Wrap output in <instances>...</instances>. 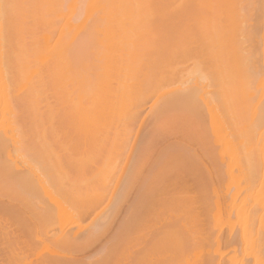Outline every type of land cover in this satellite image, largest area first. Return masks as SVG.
Returning <instances> with one entry per match:
<instances>
[{"label": "bare ground", "instance_id": "bare-ground-1", "mask_svg": "<svg viewBox=\"0 0 264 264\" xmlns=\"http://www.w3.org/2000/svg\"><path fill=\"white\" fill-rule=\"evenodd\" d=\"M0 264H264V0H0Z\"/></svg>", "mask_w": 264, "mask_h": 264}, {"label": "rangeland", "instance_id": "rangeland-1", "mask_svg": "<svg viewBox=\"0 0 264 264\" xmlns=\"http://www.w3.org/2000/svg\"><path fill=\"white\" fill-rule=\"evenodd\" d=\"M256 17H257V16H256ZM149 103L151 104V102H148V104H146L147 106H145V108H144L145 111L143 110V112H142V114H141L143 117H148L149 114L151 113V112H149V110H150V109H149V105H150ZM147 111H148V112H147ZM147 113H148V114H147ZM147 115H148V116H147ZM145 119H146V118H145ZM146 120H147V119H146ZM146 122H147V121H146ZM146 124H147V127L149 128L148 123H146ZM144 125H145V124H144ZM145 129H146V127H145ZM145 129L142 128L141 132L137 135L138 138H141L145 133L148 132V129H147V130H145ZM149 129H150V128H149ZM144 130H145V131H144ZM146 131H147V132H146ZM133 136H135V135L133 134ZM137 137H136V138H137ZM132 138H134V137H132ZM132 138H131V140H132ZM137 140H138V139H137ZM139 140H140V139H139ZM139 140H138V141H139ZM130 142H131V141H130ZM132 142H133V141H132ZM88 220H89V219H87V220L84 219V222H87ZM84 222H83V223H84ZM223 225H224V224H223ZM224 226H225V229L227 228V230L224 229ZM224 226H221V228H220L221 230H223V231H221V234L223 235V236H222L223 238H224V236H225V237L228 236L227 231H229V230H228V227H227V224H225ZM222 232H223V233L226 232L225 234H227V236H226L225 234H223ZM236 241H238V240H236ZM234 242H235V241H234ZM236 243H237V242H236ZM238 243H239V241H238ZM238 243H237V244H238ZM233 244H234V243H233ZM238 245H239V244H238ZM225 257H226V256H225Z\"/></svg>", "mask_w": 264, "mask_h": 264}]
</instances>
